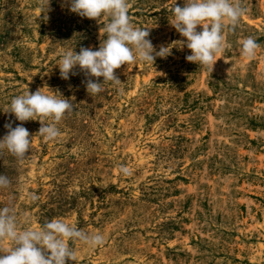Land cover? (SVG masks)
Segmentation results:
<instances>
[{"label":"rangeland","instance_id":"obj_1","mask_svg":"<svg viewBox=\"0 0 264 264\" xmlns=\"http://www.w3.org/2000/svg\"><path fill=\"white\" fill-rule=\"evenodd\" d=\"M174 3L129 0L131 23L149 30L156 51L183 39L169 24ZM243 6L213 68L174 47L153 66L122 65L121 84L88 95L91 77L76 68L61 79L58 60L61 50L98 49L103 22L64 0L45 13L39 0H0V138L9 123L30 137L41 127L6 112L14 97L45 86L74 97L55 139L34 137L23 160L0 151L10 181L0 207L21 228L61 218L103 236L97 247L70 241L66 264H264V0ZM249 36L260 45L251 59L239 43Z\"/></svg>","mask_w":264,"mask_h":264},{"label":"clouds","instance_id":"obj_2","mask_svg":"<svg viewBox=\"0 0 264 264\" xmlns=\"http://www.w3.org/2000/svg\"><path fill=\"white\" fill-rule=\"evenodd\" d=\"M51 0H39L41 13L49 10ZM69 11L82 18L97 20L102 23L100 31L104 37L98 49L81 48L76 53L73 48L61 50L58 60L60 78L68 80L73 69L79 68L86 73V91L88 95L100 93L102 85L111 82L121 84L115 70L129 62L154 65L157 57L166 58L172 48L186 47L190 55L186 61L200 65H212L214 58L221 55L227 47L224 29H233L240 18L245 15L244 0H182L183 7L171 8L172 28L182 40L172 42L167 47L161 46L156 51L147 38L149 30L134 26L129 18V0H64ZM200 26L201 30L197 31ZM240 53L251 59L260 47L257 41L249 36L240 41ZM217 60H215L216 62ZM96 78H102V83ZM72 99H65L57 89L45 86L30 93L28 90L14 97L7 107L15 120L20 122L39 121L41 127L35 136L22 125L12 128L6 124L7 134L0 138V151L6 150L19 160L25 159L34 137L51 141L59 135L56 123L73 110ZM52 123H46V120ZM122 173L128 174L126 167H120ZM8 177L0 175V189L9 186ZM35 200V195L29 196ZM70 241H79L90 247L103 244L101 234H89L66 223L61 218H54L37 227L21 228L12 208L0 207V264H66L74 257ZM7 242V246H2Z\"/></svg>","mask_w":264,"mask_h":264},{"label":"trees","instance_id":"obj_3","mask_svg":"<svg viewBox=\"0 0 264 264\" xmlns=\"http://www.w3.org/2000/svg\"><path fill=\"white\" fill-rule=\"evenodd\" d=\"M138 14H139V13H138ZM138 14L136 13L135 15H138ZM172 79L174 80V83L177 82V83H180V85H181L183 82H185V80H184L185 78L179 80L177 77H173ZM177 83H176V84H177ZM178 86H179V85H178ZM179 88H180V87H179ZM148 119H149V120H147V122L150 123V122L152 121V119H154V118H151V120H150V118L148 117ZM10 155H11V154H10ZM11 156H12V155H11Z\"/></svg>","mask_w":264,"mask_h":264}]
</instances>
